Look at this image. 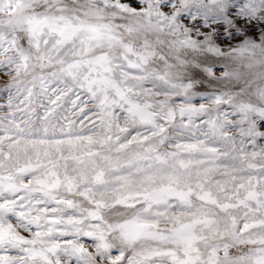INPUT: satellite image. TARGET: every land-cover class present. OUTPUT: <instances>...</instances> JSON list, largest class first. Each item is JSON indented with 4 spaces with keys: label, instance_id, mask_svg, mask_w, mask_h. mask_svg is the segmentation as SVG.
Instances as JSON below:
<instances>
[{
    "label": "snow or ice",
    "instance_id": "1",
    "mask_svg": "<svg viewBox=\"0 0 264 264\" xmlns=\"http://www.w3.org/2000/svg\"><path fill=\"white\" fill-rule=\"evenodd\" d=\"M0 264H264V0H0Z\"/></svg>",
    "mask_w": 264,
    "mask_h": 264
}]
</instances>
